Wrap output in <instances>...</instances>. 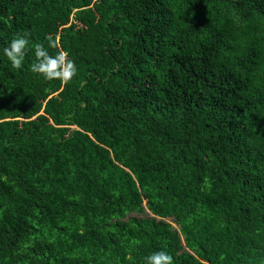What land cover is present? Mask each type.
I'll list each match as a JSON object with an SVG mask.
<instances>
[{
    "label": "trees",
    "instance_id": "obj_1",
    "mask_svg": "<svg viewBox=\"0 0 264 264\" xmlns=\"http://www.w3.org/2000/svg\"><path fill=\"white\" fill-rule=\"evenodd\" d=\"M17 35L76 75L10 68ZM161 250L264 264V0H0V264Z\"/></svg>",
    "mask_w": 264,
    "mask_h": 264
},
{
    "label": "clouds",
    "instance_id": "obj_2",
    "mask_svg": "<svg viewBox=\"0 0 264 264\" xmlns=\"http://www.w3.org/2000/svg\"><path fill=\"white\" fill-rule=\"evenodd\" d=\"M48 47L55 48L54 41L49 40ZM34 55L31 72L44 81L59 80L69 82L77 72L74 62L64 51L50 54L41 43H33L24 35L14 36L3 48V55L12 69L20 70L28 53ZM142 264H174L173 257L166 251H155L143 257Z\"/></svg>",
    "mask_w": 264,
    "mask_h": 264
},
{
    "label": "rangeland",
    "instance_id": "obj_3",
    "mask_svg": "<svg viewBox=\"0 0 264 264\" xmlns=\"http://www.w3.org/2000/svg\"><path fill=\"white\" fill-rule=\"evenodd\" d=\"M141 216L152 217L151 214L147 210H144L143 215ZM164 220L170 221L169 219H164Z\"/></svg>",
    "mask_w": 264,
    "mask_h": 264
}]
</instances>
